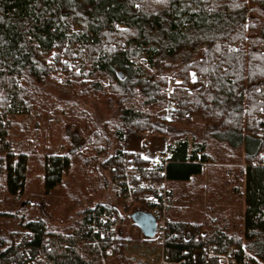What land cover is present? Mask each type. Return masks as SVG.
Wrapping results in <instances>:
<instances>
[{
  "label": "trees",
  "instance_id": "16d2710c",
  "mask_svg": "<svg viewBox=\"0 0 264 264\" xmlns=\"http://www.w3.org/2000/svg\"><path fill=\"white\" fill-rule=\"evenodd\" d=\"M259 84L264 0H0V264H103L88 214L105 209L121 226L103 248L145 264L120 244L125 219L148 207L126 203L117 177L124 163L151 162L123 150L127 128L170 139L162 264H221L210 245L235 248L237 264H264ZM52 99L78 121L84 140L71 152L48 147L45 126L31 130ZM67 186L75 203L49 201ZM107 186L106 198L83 204Z\"/></svg>",
  "mask_w": 264,
  "mask_h": 264
},
{
  "label": "rangeland",
  "instance_id": "374dc122",
  "mask_svg": "<svg viewBox=\"0 0 264 264\" xmlns=\"http://www.w3.org/2000/svg\"><path fill=\"white\" fill-rule=\"evenodd\" d=\"M169 89H171V87ZM173 106L174 105H172V102H170L167 108L168 116H171ZM44 108H46L44 109L45 121L43 122L42 120H39L40 119L39 117L35 118L32 121L31 130L33 128L38 129L39 131H41L42 135H44L43 133H45L44 132V126H45V128L49 131L46 137L48 142V147L54 145L53 149L57 152L60 153H64L66 151L71 152L74 149H76V147L82 143L83 138L78 134V127H77L78 121L74 120L70 108L65 107L63 105H58L56 103V100L54 99L48 101V104ZM66 109L68 111V116L66 114ZM25 121L29 124L31 123L30 119H23L19 122V124L23 126ZM28 134H30V132ZM43 152H44V148L42 146L40 149V153L43 154ZM76 163H77L76 167L77 168L80 167L81 161L79 159L76 161ZM90 176L88 177L90 178ZM78 177H80V173L78 170H76L74 174H71V176L65 179H68L69 181L71 178L76 179ZM91 182L92 180L91 181L88 180V182L86 183L87 188L90 186ZM72 190H73L72 186L58 187L55 190V192L52 194V196H50L49 201H51V203L53 204H56L59 201V203L61 204L65 203L66 206L64 207H68L69 204H71V202L75 203V200L72 199L71 197ZM99 191H100L99 193H101L100 195L97 194L95 195L93 191L90 190L87 195L81 196V200L83 204L87 205L88 203L96 202L97 199L106 198L107 197L106 195L109 192L108 186L106 187L105 191L103 190L102 192L101 189ZM147 199L148 201H152L154 199L152 193L150 194V192L148 193L141 192V197L138 200H141L142 202L144 201L143 203L146 205ZM134 204H136L139 207L143 206V204H141L140 201ZM72 205L74 207V204ZM205 209L206 207L204 208V210ZM184 213L185 212H183V214ZM206 215H208V217L210 218L208 212ZM239 215L240 212L235 213L232 217V221L237 222L240 217ZM234 226L235 225H232V223H230L229 229L231 231L234 230ZM122 229H123V233H122L123 241L122 243H120L124 247L122 256L128 255L134 258V261L142 260L145 262V264H162L163 255L165 258V254L163 253L164 242L161 238L159 237L147 238L141 232V230L137 225H135L134 223H132V221H129L127 219H125L124 223H122ZM115 257L116 254L114 253L113 250L112 253L110 252L105 255H102L103 264H120ZM108 258L110 259L112 258V259L108 261L107 260Z\"/></svg>",
  "mask_w": 264,
  "mask_h": 264
},
{
  "label": "built area",
  "instance_id": "2783aa9c",
  "mask_svg": "<svg viewBox=\"0 0 264 264\" xmlns=\"http://www.w3.org/2000/svg\"><path fill=\"white\" fill-rule=\"evenodd\" d=\"M258 92H264V85L257 86ZM259 135L263 138V148L260 153L262 163L264 164V129L259 130ZM168 157L162 155L149 164L139 165L134 163H124L123 171L117 177L118 183H121L124 192V199L128 204H134L141 197L142 191L152 193L154 199L146 201L148 210L152 212L157 221V232L155 237H159L164 242V251H168L166 245L167 227L169 224V216L167 205L169 199V185L165 177L166 165ZM90 219L89 232L92 237L94 246H97L102 255L112 253V248L106 249L102 246V240H115L119 227L121 226L120 219L116 212L103 210L100 213L91 212L88 214ZM105 252V253H104ZM209 258L215 257L221 264H237L236 250L229 247L226 250H219L214 245H210L205 249ZM164 256V255H163ZM165 262L164 257L162 259ZM162 262V263H163Z\"/></svg>",
  "mask_w": 264,
  "mask_h": 264
},
{
  "label": "crops",
  "instance_id": "0c3cea01",
  "mask_svg": "<svg viewBox=\"0 0 264 264\" xmlns=\"http://www.w3.org/2000/svg\"><path fill=\"white\" fill-rule=\"evenodd\" d=\"M169 144L170 139L166 135L161 134H150V133H142L138 132L134 128H127L125 130L124 138H123V150L126 152L138 153L144 159L148 160H156L162 155L169 156ZM207 164L204 165L205 167V174L207 172ZM234 171L228 170L226 172L227 181L229 182L226 185L227 190V201L229 200L230 196L232 195V181L234 179ZM204 212L207 214V210L209 208V204L205 202L204 204ZM184 212V208H183ZM211 220H215L218 218L217 213L210 212L209 213ZM140 229V228H139Z\"/></svg>",
  "mask_w": 264,
  "mask_h": 264
},
{
  "label": "water",
  "instance_id": "95a60500",
  "mask_svg": "<svg viewBox=\"0 0 264 264\" xmlns=\"http://www.w3.org/2000/svg\"><path fill=\"white\" fill-rule=\"evenodd\" d=\"M131 217L146 237L155 238L157 232V221L151 211L138 209L131 214Z\"/></svg>",
  "mask_w": 264,
  "mask_h": 264
}]
</instances>
